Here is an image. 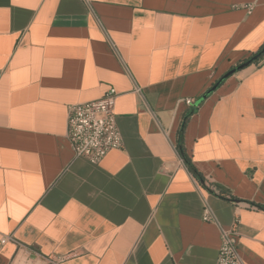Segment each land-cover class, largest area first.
Returning a JSON list of instances; mask_svg holds the SVG:
<instances>
[{"label":"crops","instance_id":"1","mask_svg":"<svg viewBox=\"0 0 264 264\" xmlns=\"http://www.w3.org/2000/svg\"><path fill=\"white\" fill-rule=\"evenodd\" d=\"M263 47L264 0H0V264H216L235 223L264 264V59L184 122ZM110 88L123 147L92 164L67 108Z\"/></svg>","mask_w":264,"mask_h":264},{"label":"built area","instance_id":"2","mask_svg":"<svg viewBox=\"0 0 264 264\" xmlns=\"http://www.w3.org/2000/svg\"><path fill=\"white\" fill-rule=\"evenodd\" d=\"M253 6H246L251 12ZM119 94L110 88L105 94L93 101L72 104L67 108L66 139L75 157L85 158L92 164H98L112 150L123 147L121 133L116 123L115 104ZM188 106L193 102L185 100ZM203 220L215 222L210 210L205 208ZM236 223L226 231H221L222 244L219 249L216 264H242L238 254ZM12 242L18 250L22 246L13 238L5 236L1 244Z\"/></svg>","mask_w":264,"mask_h":264},{"label":"water","instance_id":"3","mask_svg":"<svg viewBox=\"0 0 264 264\" xmlns=\"http://www.w3.org/2000/svg\"><path fill=\"white\" fill-rule=\"evenodd\" d=\"M262 55H264V47L252 58H250L248 61L244 62L243 64L233 68L232 70H230L228 73H226L220 80H218L216 82V84L213 85V87L208 90V92L206 94H204L203 96H201L194 104V107H197L202 101H204L207 96L213 92L214 90H216L219 85L229 76L233 75L234 73H236L239 70H242L244 68H246L247 66H249L250 64L254 63L256 60H258Z\"/></svg>","mask_w":264,"mask_h":264},{"label":"trees","instance_id":"4","mask_svg":"<svg viewBox=\"0 0 264 264\" xmlns=\"http://www.w3.org/2000/svg\"><path fill=\"white\" fill-rule=\"evenodd\" d=\"M264 59V55H262L258 60H256L254 62V64H258L260 61H262ZM197 111V107L193 108L190 112L187 113V115L185 116L184 118V122H186V120L192 115L194 114L195 112ZM182 133L183 131L181 130L180 133H179V143H178V149H179V152L182 156L183 159H185L186 161V166L187 168L189 169V171L197 178V179H202L201 176L195 172L194 168L191 166V164L188 162V160H186V155L184 153V150H183V138H182ZM261 209H264V206H261L260 207Z\"/></svg>","mask_w":264,"mask_h":264}]
</instances>
